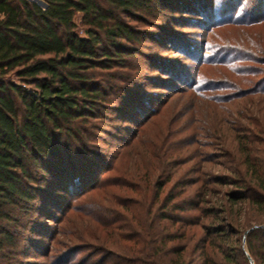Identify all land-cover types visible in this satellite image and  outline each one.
I'll list each match as a JSON object with an SVG mask.
<instances>
[{
    "label": "trees",
    "instance_id": "trees-1",
    "mask_svg": "<svg viewBox=\"0 0 264 264\" xmlns=\"http://www.w3.org/2000/svg\"><path fill=\"white\" fill-rule=\"evenodd\" d=\"M43 1L46 8L31 0H0V264L21 257L26 223L39 212L30 229L35 232L40 220L47 218L43 206L54 204L51 190L66 191L78 171H97L102 166L93 149L98 137L92 123L108 116L115 99L109 78H98L97 70L108 74L127 68L149 34L142 25H153L160 15H167L166 10L191 12L203 0ZM78 14L85 36L76 31ZM255 43L256 53L264 54V42ZM248 58L264 64L256 55ZM163 66L162 72L168 73ZM136 76L127 80L134 82ZM261 94L264 98V90ZM128 100L121 101V110L130 107L138 118L141 112L151 111L147 103L142 105L143 100ZM238 139L239 161L245 171L236 172L234 179L218 175L211 186L210 182L198 185L202 179L198 177L186 183L196 187L184 197L182 189H169L162 208L168 207L171 214L155 216L149 232L131 229L129 235H120L130 246L147 249L122 255L121 264H264V166L248 149L255 140L249 136ZM150 152L149 156L155 154ZM163 165L148 160L144 173L132 176L137 185L124 184L137 199L149 193L150 205L128 197L124 207L142 203L148 206L146 214H151L165 190V183L156 180L165 173ZM89 180L83 185L88 186ZM214 184L235 186L216 201L221 204L217 208L211 206L217 192ZM244 209L257 218L254 225L241 228ZM190 211L197 214L178 213ZM207 218H213L212 222H203ZM166 221L169 231L164 234L159 227H166ZM240 229L248 230L246 253L236 238Z\"/></svg>",
    "mask_w": 264,
    "mask_h": 264
},
{
    "label": "rangeland",
    "instance_id": "rangeland-1",
    "mask_svg": "<svg viewBox=\"0 0 264 264\" xmlns=\"http://www.w3.org/2000/svg\"><path fill=\"white\" fill-rule=\"evenodd\" d=\"M31 1L47 7L43 0ZM190 11L166 10L167 15L154 20V26L142 25L149 34L139 43V55L128 61L127 68L108 74L97 70L98 78H109L115 99L108 116L92 123L98 137L93 149L102 166L97 171H78L66 191L51 190L54 204L43 206L50 216L40 220L35 232L30 229L39 212L28 220L22 255L11 264H121L122 255L147 249L130 246L120 235H129L131 229L149 232L155 216L171 214L168 207L162 208L169 189H182L184 197L196 187L186 183L198 177L202 178L198 185L210 182L211 186L218 175L234 179L239 170L245 171L239 161V137L255 140L246 144H250L252 157L264 166V64L248 58L253 54L264 61V54L254 49L255 42H264V0H203ZM76 21L77 33L85 36L81 14ZM161 65L168 73L162 72ZM249 72L255 75L248 76ZM134 74L136 80L129 82L127 78ZM12 80L20 84L18 79ZM125 99L143 100L142 105L147 103L151 111L145 109L138 118L130 107L121 110L119 104ZM150 150L153 156L148 155L153 154ZM147 159L164 162L165 170L156 179L165 183V190L150 206V215L142 203H133L130 209L123 206L128 197L137 199L124 184L137 185L132 176L144 173ZM88 178V186H84ZM214 186L217 192L211 206L217 208L221 204L216 201L235 186ZM137 200L149 205L152 201L149 193ZM178 213L187 217L197 214ZM256 218L244 209L241 228L254 225ZM163 223L166 227L162 224L159 230L166 234L170 222ZM247 229H240L236 236L244 253Z\"/></svg>",
    "mask_w": 264,
    "mask_h": 264
},
{
    "label": "water",
    "instance_id": "water-1",
    "mask_svg": "<svg viewBox=\"0 0 264 264\" xmlns=\"http://www.w3.org/2000/svg\"><path fill=\"white\" fill-rule=\"evenodd\" d=\"M251 260V259H250ZM252 261V260H251Z\"/></svg>",
    "mask_w": 264,
    "mask_h": 264
}]
</instances>
